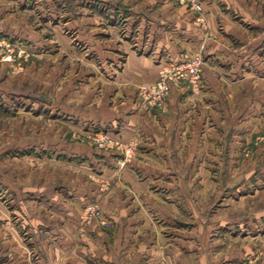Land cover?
Wrapping results in <instances>:
<instances>
[{
  "label": "rangeland",
  "instance_id": "rangeland-1",
  "mask_svg": "<svg viewBox=\"0 0 264 264\" xmlns=\"http://www.w3.org/2000/svg\"><path fill=\"white\" fill-rule=\"evenodd\" d=\"M166 2L173 11L183 5L193 11L197 24L208 25L203 0H0V264H17L26 256L37 263L39 250L50 245L63 248V260L69 261L73 252L85 258L80 252L93 240L92 230L118 229L104 199L117 196L123 203H139L126 185L132 180L129 173L122 170L151 144L163 155L149 159L152 167L167 166V174H151L153 183L171 188L162 191L174 203L164 210L175 218L171 229L176 238L170 241L176 249L185 245L184 252L175 251L174 261L264 264L260 77L254 79L253 95L242 78L236 83L227 77L220 81L221 94H201L206 67L237 68L208 63L202 52L181 45L168 58L164 50H155V43L148 46L152 20L156 37L166 30L162 15L153 17L150 5ZM176 21L172 15L166 22ZM230 43L232 51L247 48ZM131 49L156 54L157 78L133 86L135 100L154 113L165 111L168 99L150 106L142 90L186 56L204 60L196 82L174 87L192 91L185 103L193 109L186 118L193 137H182V128L179 137H151L153 141L137 132L126 134L120 106L126 105L127 95L119 73ZM239 53L246 56L244 50ZM244 65L238 69L246 70ZM210 96L220 98L216 106L221 111L206 104ZM214 114L221 124L215 128L211 122L201 137L202 119ZM131 145L136 149L126 155Z\"/></svg>",
  "mask_w": 264,
  "mask_h": 264
},
{
  "label": "crops",
  "instance_id": "crops-1",
  "mask_svg": "<svg viewBox=\"0 0 264 264\" xmlns=\"http://www.w3.org/2000/svg\"><path fill=\"white\" fill-rule=\"evenodd\" d=\"M151 4L152 16L160 18L159 15H162L160 22L166 24V30L160 34L161 37H156L153 30L155 20H152L150 34L147 35L149 37L148 46L151 42L155 43L157 45L155 50H164L167 52V58L175 56L177 47L181 45L189 51L202 52L208 59V63L228 62L237 69L241 64H245L243 69L246 68V70L244 71L239 69L223 71L217 69L220 67L217 64H215L216 70L206 67L203 73L205 85L201 94H221L222 87L219 84L226 77L231 81L236 78V83L242 78L246 81L247 93L252 95L256 86L254 79L260 77L258 79L261 80L264 91V0H203L204 14L208 20L207 26L197 24L193 11L186 10L183 5L175 7L173 11L170 10L172 8L167 2L162 5ZM171 14L177 21L168 25L169 22L166 21L172 18ZM170 34L176 35V39L171 41ZM153 36L156 38L154 39ZM179 39L181 43L177 42ZM232 40L236 43H244L247 47L243 49L246 51L245 57L239 53L243 52L242 49L229 50ZM155 57L156 54L151 50L143 53L131 49L119 73L127 95L124 101L126 105L120 106V109L125 110L123 123L127 127L126 134L132 135L137 132L141 137H145V141H153L151 137H170V135L179 137V129L182 128L180 133L183 134L182 137H193L190 131L191 124L186 126V118L192 114L193 109L190 108V102L185 103L186 99L189 100L192 97L191 89L187 87L175 89V87L168 98L165 111L158 113L152 112L141 101L135 100L134 84L153 81L158 76L159 66ZM213 98L215 97L210 96L205 101L209 102L206 103L208 105L215 104L216 113L217 109L221 111L222 107L216 106L220 98L214 99L215 101ZM249 107L254 110V105L250 104ZM183 111L187 112L183 114ZM202 120L205 128L201 132V137L207 136L206 127L211 125V122L215 128L221 124V118L217 119V114H214L212 118ZM153 147L152 144L142 147L140 158L135 159L131 166L122 170V173H129L132 179L130 180L132 182L129 181L126 185L134 190L136 196L134 201H139L137 203L139 205L127 203V201L123 203L122 199L117 196L104 199V204L117 222L118 229L113 233L112 231L111 233L104 231L96 233L92 230L93 240L88 242L86 249L80 252H85V258L77 257L73 252L69 261L63 260V256L60 255L63 248L50 245L46 249L39 250L37 263L27 256L21 260L16 259L17 262H15L17 264H164L167 260L168 264L180 262L184 264L183 261H174L175 251L182 253L185 249V245L176 249L175 243L170 241V238H176V231L171 229L175 223L174 214L164 212L168 206H174V203L170 202L162 192L169 191L171 188L152 181L151 173L158 174V177L160 174H167V169H165L167 166L152 167L153 161L149 159L159 160L163 156ZM137 172L143 173L145 178L139 179ZM160 199L163 200L162 204H160ZM181 234L185 237L184 231ZM95 238L98 239L94 240Z\"/></svg>",
  "mask_w": 264,
  "mask_h": 264
},
{
  "label": "built area",
  "instance_id": "built-area-1",
  "mask_svg": "<svg viewBox=\"0 0 264 264\" xmlns=\"http://www.w3.org/2000/svg\"><path fill=\"white\" fill-rule=\"evenodd\" d=\"M201 8L197 3L193 4ZM204 60L200 56H186L174 66V69L166 68L159 78L142 90L144 100L150 106L164 104L170 96L174 87L181 85L184 81L196 82L202 75ZM107 139V138H106ZM110 145V144H109ZM136 149V145L125 148V154L130 155Z\"/></svg>",
  "mask_w": 264,
  "mask_h": 264
}]
</instances>
